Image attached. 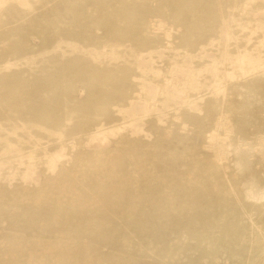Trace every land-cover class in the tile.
<instances>
[{"label": "rangeland", "instance_id": "obj_1", "mask_svg": "<svg viewBox=\"0 0 264 264\" xmlns=\"http://www.w3.org/2000/svg\"><path fill=\"white\" fill-rule=\"evenodd\" d=\"M0 264H264V0H0Z\"/></svg>", "mask_w": 264, "mask_h": 264}]
</instances>
